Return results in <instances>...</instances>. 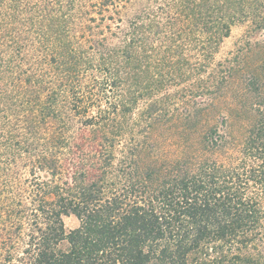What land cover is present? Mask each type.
Listing matches in <instances>:
<instances>
[{"label":"trees","instance_id":"obj_1","mask_svg":"<svg viewBox=\"0 0 264 264\" xmlns=\"http://www.w3.org/2000/svg\"><path fill=\"white\" fill-rule=\"evenodd\" d=\"M239 22L264 0H0V264H264V40L216 60Z\"/></svg>","mask_w":264,"mask_h":264},{"label":"rangeland","instance_id":"obj_2","mask_svg":"<svg viewBox=\"0 0 264 264\" xmlns=\"http://www.w3.org/2000/svg\"><path fill=\"white\" fill-rule=\"evenodd\" d=\"M262 40H264V32L256 30L253 24H251L250 22L236 23L231 27L229 36L225 38L223 42L221 43L219 47V51L216 54V60L222 61V62L224 60H228L233 57V55L238 50V48L245 46L247 42L252 44L256 42H261ZM226 106L227 104L225 105V107ZM230 107H235V104L232 103ZM243 123L245 124L244 121ZM239 124L242 125V122L240 121ZM235 128H237V124ZM155 134L157 133L155 132L154 135ZM178 142H179L178 136L169 138V141L167 144H169V146L171 147H168L167 149H170V151L172 152ZM63 221L67 229H72L77 225L76 219L72 216L64 217Z\"/></svg>","mask_w":264,"mask_h":264}]
</instances>
